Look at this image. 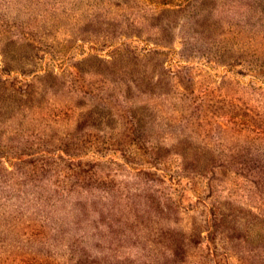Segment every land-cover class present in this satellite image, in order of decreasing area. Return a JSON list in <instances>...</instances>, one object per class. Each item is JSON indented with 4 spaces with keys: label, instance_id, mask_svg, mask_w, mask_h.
I'll return each mask as SVG.
<instances>
[{
    "label": "rangeland",
    "instance_id": "374dc122",
    "mask_svg": "<svg viewBox=\"0 0 264 264\" xmlns=\"http://www.w3.org/2000/svg\"><path fill=\"white\" fill-rule=\"evenodd\" d=\"M0 264H264V0H0Z\"/></svg>",
    "mask_w": 264,
    "mask_h": 264
}]
</instances>
